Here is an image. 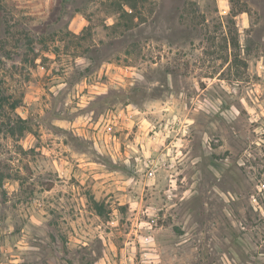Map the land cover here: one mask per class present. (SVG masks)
Returning a JSON list of instances; mask_svg holds the SVG:
<instances>
[{
    "label": "rangeland",
    "instance_id": "rangeland-1",
    "mask_svg": "<svg viewBox=\"0 0 264 264\" xmlns=\"http://www.w3.org/2000/svg\"><path fill=\"white\" fill-rule=\"evenodd\" d=\"M1 94L0 264H264V0H0Z\"/></svg>",
    "mask_w": 264,
    "mask_h": 264
},
{
    "label": "trees",
    "instance_id": "trees-1",
    "mask_svg": "<svg viewBox=\"0 0 264 264\" xmlns=\"http://www.w3.org/2000/svg\"><path fill=\"white\" fill-rule=\"evenodd\" d=\"M129 7L130 8H134L135 6H134V4H130ZM7 99H8V97H6L4 94H1L0 95V109H4V106L6 104H9V102L7 101ZM9 105H10L9 107H11V108L17 107V104L16 103H13V102L10 103ZM11 133H13V131Z\"/></svg>",
    "mask_w": 264,
    "mask_h": 264
}]
</instances>
